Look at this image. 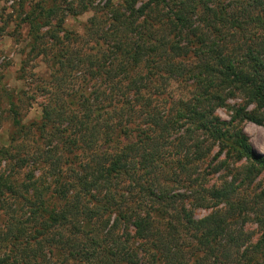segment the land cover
<instances>
[{
	"label": "trees",
	"instance_id": "trees-1",
	"mask_svg": "<svg viewBox=\"0 0 264 264\" xmlns=\"http://www.w3.org/2000/svg\"><path fill=\"white\" fill-rule=\"evenodd\" d=\"M240 1L123 0L124 11L113 9V42L92 73L104 77L111 87L108 95L120 98L119 103L110 99L100 107L113 112L109 123L101 125L110 136L106 142L114 134L126 140L114 153L76 166L72 181L59 176L57 191L35 176L23 183L27 212L24 220L10 218L9 258L0 252V264H262L257 260L258 254L264 256V219H257L262 237L253 243L236 235L223 216L230 217L241 205L235 199L238 187L253 184L264 171V155L240 126L245 121L264 126V37L255 36L264 27V0ZM196 15L209 33L200 30ZM158 21L166 33L154 32ZM101 38V46L110 41L106 35ZM164 77L193 83L190 98L169 95L162 106L155 83ZM235 96L245 105L229 104ZM51 107H44L39 128L51 132L53 142L66 135L59 127L64 116ZM219 107L232 113L231 121L216 115ZM97 127H92L93 139L100 134ZM77 139L72 143L79 146ZM215 147L216 169L227 174L220 183L205 187L194 175L195 164L206 161ZM39 151V160L53 156ZM231 161L240 164L231 169ZM137 162L158 180V190L137 176ZM180 169L194 179L179 178ZM121 177L129 181V198L116 189L117 182H110ZM68 182L75 191L65 190ZM177 187L191 194H180ZM129 200L132 204L126 206ZM185 200L192 207L216 210L198 219ZM221 204L226 208H219ZM159 216L166 221L163 230L156 226ZM185 235L191 238L189 256L181 246Z\"/></svg>",
	"mask_w": 264,
	"mask_h": 264
},
{
	"label": "rangeland",
	"instance_id": "rangeland-1",
	"mask_svg": "<svg viewBox=\"0 0 264 264\" xmlns=\"http://www.w3.org/2000/svg\"><path fill=\"white\" fill-rule=\"evenodd\" d=\"M122 1L0 0V175H2L0 179L2 183L0 184V252L7 258H9L11 239L9 237L10 218L16 216L24 220L27 212L26 207L23 206L26 196L23 183H27L31 177L35 176L36 179L42 180L41 183L47 181L45 185L57 191L56 184L59 176L63 181H72L76 166L91 162L90 157L114 153L126 140L124 136L119 138L117 134H114V137L106 142L110 136L103 133L104 128L102 129L101 125H106L113 112L109 107H100L108 105L110 99L114 104L119 103L120 98L118 99L115 94L114 97L108 95L111 87L104 77L92 73L97 65L103 62L104 53L110 51L114 35L111 29L112 11L113 9L124 11ZM236 2L238 5L241 4L240 0ZM209 4L213 5L211 2ZM54 7V13L48 12ZM196 16L199 17H195V20L200 24V30L209 33L210 30L204 29L202 22H199L200 15ZM261 28H258L257 32L254 29L256 37H264V27ZM167 30L164 25L160 26L158 21L154 32L163 34ZM225 33L234 35L235 31ZM104 35L108 36L110 41L101 46L103 45L101 37ZM156 79L158 81L155 84L161 89L157 99L162 106L166 104L169 95L176 99H188L194 91L193 83L183 79L176 81L167 77ZM228 103L245 105L242 98L237 96L229 98ZM50 104L51 108H57V114L64 116L60 122L62 125L59 124V127L65 131L66 135H58L61 140L56 137L53 142L48 138L51 132L39 128L44 121V107ZM249 109L253 107L250 106ZM216 115L223 120L231 121L232 113L224 107L217 108ZM18 120L20 124L17 123ZM79 120L84 121L85 124ZM95 125L98 126L96 130L100 131V134L93 139L92 127ZM240 126L254 149L264 155V126L250 121H245ZM144 127V129L147 128L146 125ZM110 134L112 135V132ZM77 138L80 139L79 146L72 143L78 140ZM64 140L66 147L62 148ZM39 150L51 151L50 154L53 156L51 159L43 156L39 160ZM217 152L218 149L215 147L206 161L195 164L198 173L194 175L199 176L195 178L205 187L220 183V178L227 174L225 170L216 169L218 162L213 159ZM33 155L35 158H32ZM224 158L225 155L222 154L220 159ZM212 160L213 166H209ZM227 163H230L229 158ZM52 164H55L57 168H53ZM239 164L231 161L230 168L234 169ZM50 167L53 169L49 170ZM134 169L137 176L147 183L146 186L155 184L158 186L157 190L159 189L158 180L156 181L153 174L149 173L150 170H147L144 163L137 162ZM178 173L181 179H194L193 175V178H188L189 175L181 169ZM163 175L170 177L166 171ZM9 177L11 183H9ZM110 182L114 185L117 182L116 189H119L121 193L125 192V197H130L127 194L130 192L127 178H114ZM69 183L71 182L65 183V190L75 191ZM9 187H14L15 191L13 192ZM166 187H169L168 184ZM195 187L199 185L196 184ZM176 189L180 194H191L186 187ZM138 192L139 189L133 190L132 195L137 196ZM46 195H51V192H47ZM235 199H238L241 205L230 217L226 214L223 216L230 219L229 225L231 224L236 235L248 237L253 243L258 242L262 232L257 219H264V171L255 178L253 184L239 186ZM82 200L86 201V198ZM184 202L192 207L189 200ZM130 204L132 202L129 200L126 206ZM193 207L195 217L198 219L216 210L213 207ZM219 208L226 207L221 204ZM68 209L72 210L71 207ZM159 218L160 216L157 217L156 226L158 230H163L166 221ZM100 222L96 220L98 225ZM184 237L187 240L184 241L186 243H181V246L186 251L185 254L189 256L187 243L191 241V238H187L186 235ZM224 243L229 244L225 241ZM258 256L257 261L264 264V256L261 254Z\"/></svg>",
	"mask_w": 264,
	"mask_h": 264
}]
</instances>
